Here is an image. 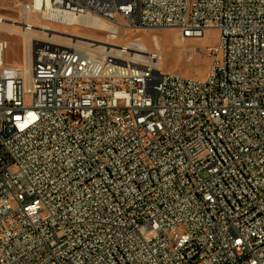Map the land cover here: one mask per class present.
I'll use <instances>...</instances> for the list:
<instances>
[{
	"label": "built area",
	"instance_id": "obj_1",
	"mask_svg": "<svg viewBox=\"0 0 264 264\" xmlns=\"http://www.w3.org/2000/svg\"><path fill=\"white\" fill-rule=\"evenodd\" d=\"M8 8L23 64L0 41V264H264V0ZM90 19L219 38L195 79L63 34Z\"/></svg>",
	"mask_w": 264,
	"mask_h": 264
},
{
	"label": "rangeland",
	"instance_id": "obj_2",
	"mask_svg": "<svg viewBox=\"0 0 264 264\" xmlns=\"http://www.w3.org/2000/svg\"><path fill=\"white\" fill-rule=\"evenodd\" d=\"M14 0H0V15L14 17L16 10L8 8ZM57 27V26H55ZM58 28V27H57ZM64 34L78 35L83 39H93L103 42H110L107 37L108 31L94 30L82 26L67 27ZM219 38L217 29L206 30L200 39L183 40L178 30L173 28L163 29H142L129 30L125 35L117 36L112 44L128 46L134 50H141L140 55L147 59L151 55L160 58L159 64L164 71L181 74L195 79H204L209 67V57L205 47L216 45ZM0 41L6 43L2 54V60L8 66H22V43L16 34L0 32ZM101 43L100 45H102ZM99 45V43H97ZM133 53V51H130ZM147 57V58H146ZM175 233L170 237L174 238Z\"/></svg>",
	"mask_w": 264,
	"mask_h": 264
},
{
	"label": "bare ground",
	"instance_id": "obj_3",
	"mask_svg": "<svg viewBox=\"0 0 264 264\" xmlns=\"http://www.w3.org/2000/svg\"><path fill=\"white\" fill-rule=\"evenodd\" d=\"M78 26H82V27H89L91 29L94 30H100V31H108L109 34L107 35V37L113 42L114 39L117 37L115 34V30L114 28H112L111 26H109L108 24L100 21V20H96V19H90V20H81L76 22ZM68 28H62V30H65ZM65 32V31H63ZM64 34V33H63ZM67 35V34H66ZM67 36H75V37H79L78 35H74V34H70ZM83 41L88 42V41H95L96 44L99 43V46L97 47L99 52L103 53L106 56H111L113 53L114 54H120L122 53H128V59H132V60H141L144 62H150L156 66L160 67L159 64V60L160 58L157 57V55H151L149 56L147 59H145L144 56L140 55V53H142L141 50H134L131 49L130 46H128V43L122 45H115L112 44V42H106L105 44L103 42H100L98 40H93V39H83ZM101 43H103L102 45H100ZM122 47V50H120ZM130 51H133V53H130ZM82 56H91V49H82ZM122 56H126V55H122Z\"/></svg>",
	"mask_w": 264,
	"mask_h": 264
}]
</instances>
